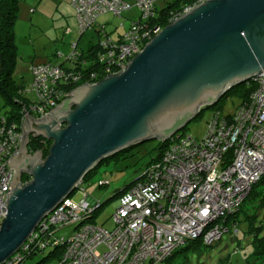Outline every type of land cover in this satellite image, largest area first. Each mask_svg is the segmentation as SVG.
<instances>
[{"label":"built area","instance_id":"built-area-1","mask_svg":"<svg viewBox=\"0 0 264 264\" xmlns=\"http://www.w3.org/2000/svg\"><path fill=\"white\" fill-rule=\"evenodd\" d=\"M158 1L135 0L138 17L115 39L98 25V51L90 62L73 49L63 66L47 63L31 68L33 81L21 94L27 98L19 118L9 122L0 116V229L13 179L8 163L19 151L24 107L27 115L40 119L67 98L72 86L93 84L123 69L163 29L150 21ZM70 5L80 34L93 28L99 16H121L128 8L124 0H70ZM193 6L171 14L169 23ZM250 81L254 90L231 118L213 114L199 140L188 134L172 136L161 158L122 190L112 214L113 230L94 223L103 205L88 196L81 183L76 188L83 193L81 198L77 202L67 198L46 215L4 264H23L33 253L56 248L62 249L57 264H162L189 242L213 246L264 177V72ZM227 153L230 163L223 165ZM68 226L74 230L67 239L57 235Z\"/></svg>","mask_w":264,"mask_h":264},{"label":"water","instance_id":"water-1","mask_svg":"<svg viewBox=\"0 0 264 264\" xmlns=\"http://www.w3.org/2000/svg\"><path fill=\"white\" fill-rule=\"evenodd\" d=\"M264 72V0H203L170 22L115 74L82 84L46 116L27 115L0 229V264L103 160L167 141L202 108ZM51 141L27 155L28 137ZM24 158L27 171L16 161ZM26 173L28 182H21Z\"/></svg>","mask_w":264,"mask_h":264},{"label":"rangeland","instance_id":"rangeland-1","mask_svg":"<svg viewBox=\"0 0 264 264\" xmlns=\"http://www.w3.org/2000/svg\"><path fill=\"white\" fill-rule=\"evenodd\" d=\"M124 1L128 8L122 12L121 16L106 13L97 18V23L104 25L113 39L124 34L129 29L131 21L138 17L135 0ZM167 1L170 0H159L157 9L160 10ZM13 32L17 49L13 79L24 88L29 87L33 81L32 67L47 63L59 66L66 61L73 49L87 51L96 46L100 39L94 28H89L80 34L75 9L70 5V0H19ZM238 103L237 96H227L220 111L224 115H232ZM7 111L9 108L4 106L0 96V114ZM213 112L211 108L203 110L197 118L195 117L186 125L180 134L202 139ZM157 146V140L133 146L126 152L103 160L99 163L100 165L91 170L94 175L81 185L88 196L103 205L101 212L94 217L95 224L105 230H113L112 214L118 199L117 194L139 178L156 157ZM103 182H108L109 185L100 187V183ZM76 191V194L74 193L71 197L73 202H77L83 194ZM263 192L264 184H259L253 189L254 195ZM256 204H259L256 198L246 199L242 205V212L236 217L238 223L234 224L235 226L229 224L228 232L224 233L213 246L202 248L200 251L190 250L186 264H253L250 256L253 235L249 232L248 221H243V218L245 213L254 212ZM255 227H262L259 236L264 237V207L257 211ZM73 230L74 226H68L60 230L57 235L67 239ZM235 230H237L236 234ZM47 252L35 255L23 264H39L47 256ZM174 256L172 255L170 259ZM175 260L176 263L181 261L180 258ZM41 264H56V261Z\"/></svg>","mask_w":264,"mask_h":264},{"label":"trees","instance_id":"trees-1","mask_svg":"<svg viewBox=\"0 0 264 264\" xmlns=\"http://www.w3.org/2000/svg\"><path fill=\"white\" fill-rule=\"evenodd\" d=\"M197 1L198 0H172V1L166 2L165 6H163L160 10H158L156 7L155 16L150 21L152 22V24H158L162 28H164L165 26L169 24V19H170L171 14H176L178 12H181L185 8L193 6ZM18 2L19 0H0V96L4 101V106L9 108V111L4 112V114H0V116H4L5 118L8 119L9 122L16 121L19 118L22 105L25 104L23 100L27 98L21 95L24 87L13 79V73L15 70L16 59H17V49L14 43L13 30H14V22H15L16 13H17ZM98 25L99 24L96 22V25L93 26V28L95 29V32L97 30L96 28ZM97 49H98L97 46H94L87 51H81V55H82L81 58L83 57L87 58L89 60L88 62H90L91 58H94L95 53H97L98 51ZM81 58L78 57L75 60V63L79 64V61L81 60ZM64 64L65 63H62L60 64V66H63ZM89 67L91 68L92 66H89ZM77 86L78 85H74L69 90L71 91L73 88ZM253 90H254V85L251 83V81L236 85L232 87L231 89H229L216 102L215 105L202 108L199 111L196 118L199 116V114L202 113L203 110L208 109V108H211L214 111L213 114L219 113L224 118H231L233 114L224 115L220 111L224 105V101L227 98V96L231 95V96H237L239 98V103L235 108V111H236V109L242 103H245L248 101L249 96ZM183 130L178 131L173 136H180L181 135L180 133ZM168 143H169V140L158 141V146L156 148L157 155L150 163L156 162L161 158L165 148L168 146ZM50 146H51V141H44L40 138H34L30 136L27 149L31 154L35 152H41L43 158H45L48 155V150ZM129 149L130 148L122 152H126ZM118 154L112 157H115ZM229 161H230V153H227V155L224 158L223 165H226L227 163H229ZM92 175L94 174L90 171L84 177L83 183L87 181L90 177H92ZM29 179L30 178L28 177L21 178V182L22 183L28 182ZM259 184H264V177H262L260 181L253 186L250 194L246 198V199L250 198V200L256 198L257 200H259V204H256V206H254V212H250V214L245 213V217L243 218V221L245 222L248 221L249 232L250 234L253 235L252 252L250 254L253 264H264V237L259 236L262 231V227H258V228L255 227L257 211L259 210V208L264 207V192L262 194H257V195H254L253 193V189L255 188V186H258ZM74 192L71 193L68 198H71ZM122 193L123 191L119 192L117 194V197H119ZM242 205L239 208V210L229 218V221L227 223L228 225L229 224L236 225L238 223V220L236 217H238V215L242 212ZM100 212L101 211L97 212L95 215H98ZM208 247L210 246H205L200 241L189 242L185 244L183 247L174 251L172 254V255H175L174 258L170 259V257L172 256L171 255L169 259H166L165 263L166 264H186L187 257H188L190 250L200 251L202 248H208ZM35 255H38V253L37 254L33 253L30 256V258H28L27 260L32 259ZM61 255H62V249L56 248L53 251H50L47 254V256L42 259V261L39 264L43 262L53 261V260L56 261V264H57L60 260ZM176 258H180L181 261L179 263L174 262L176 261L175 260Z\"/></svg>","mask_w":264,"mask_h":264},{"label":"flooded vegetation","instance_id":"flooded-vegetation-1","mask_svg":"<svg viewBox=\"0 0 264 264\" xmlns=\"http://www.w3.org/2000/svg\"><path fill=\"white\" fill-rule=\"evenodd\" d=\"M31 153L28 151L27 152V154H26V156L27 155H30ZM32 155V154H31ZM16 163L17 164H21V166H20V169L22 170V171H27V169H28V167H29V163H28V161L26 160V162H24V158H20V159H18L17 161H16ZM23 173V172H22ZM27 175H26V173H23L22 175H21V178H24V177H26Z\"/></svg>","mask_w":264,"mask_h":264},{"label":"bare ground","instance_id":"bare-ground-1","mask_svg":"<svg viewBox=\"0 0 264 264\" xmlns=\"http://www.w3.org/2000/svg\"><path fill=\"white\" fill-rule=\"evenodd\" d=\"M172 136H173V135H172ZM30 155H31V154H30ZM229 163H230V162H229ZM75 190H76V189H75ZM75 190H74V191H75ZM74 191H73V192H74ZM73 192H72V193H73ZM66 199H67V198H66ZM66 199H65V200H66ZM65 200H64V201H65Z\"/></svg>","mask_w":264,"mask_h":264},{"label":"crops","instance_id":"crops-1","mask_svg":"<svg viewBox=\"0 0 264 264\" xmlns=\"http://www.w3.org/2000/svg\"><path fill=\"white\" fill-rule=\"evenodd\" d=\"M170 1H172V0H170ZM167 2H169V1H167Z\"/></svg>","mask_w":264,"mask_h":264}]
</instances>
